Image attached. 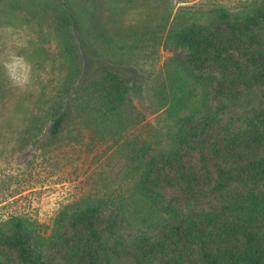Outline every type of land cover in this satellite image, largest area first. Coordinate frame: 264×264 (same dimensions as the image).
Returning a JSON list of instances; mask_svg holds the SVG:
<instances>
[{
	"label": "trees",
	"instance_id": "1",
	"mask_svg": "<svg viewBox=\"0 0 264 264\" xmlns=\"http://www.w3.org/2000/svg\"><path fill=\"white\" fill-rule=\"evenodd\" d=\"M59 1L58 25L92 53L82 27L98 36L103 26ZM168 22L172 130L150 156L138 150L131 195L83 197L58 212L49 233L11 217L0 225V264H264V0L182 5ZM103 72L73 92L53 133L79 102L120 112L128 80Z\"/></svg>",
	"mask_w": 264,
	"mask_h": 264
},
{
	"label": "rangeland",
	"instance_id": "2",
	"mask_svg": "<svg viewBox=\"0 0 264 264\" xmlns=\"http://www.w3.org/2000/svg\"><path fill=\"white\" fill-rule=\"evenodd\" d=\"M69 1L103 26L98 36L82 27L92 53L58 25L59 0H0V225L25 216L49 233L58 212L83 197L131 195L138 150L150 156L172 130L164 107L169 17L182 5L232 8L246 0H171L173 9L167 0ZM105 68L130 85L120 112L91 113L79 102L53 133L73 92Z\"/></svg>",
	"mask_w": 264,
	"mask_h": 264
}]
</instances>
